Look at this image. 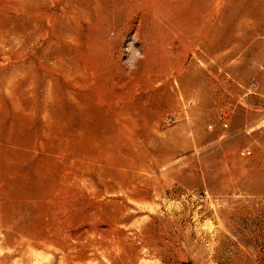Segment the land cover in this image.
I'll list each match as a JSON object with an SVG mask.
<instances>
[{
	"label": "rangeland",
	"instance_id": "obj_1",
	"mask_svg": "<svg viewBox=\"0 0 264 264\" xmlns=\"http://www.w3.org/2000/svg\"><path fill=\"white\" fill-rule=\"evenodd\" d=\"M0 31V165L106 172L86 211L0 184V264H264V0H0Z\"/></svg>",
	"mask_w": 264,
	"mask_h": 264
},
{
	"label": "bare ground",
	"instance_id": "obj_2",
	"mask_svg": "<svg viewBox=\"0 0 264 264\" xmlns=\"http://www.w3.org/2000/svg\"><path fill=\"white\" fill-rule=\"evenodd\" d=\"M111 1V0H110ZM117 1V0H116ZM119 1V0H118ZM225 1H227V0H225ZM20 2H24V1H20ZM26 2V1H25ZM28 2V1H27ZM26 2V3H27ZM30 2V1H29ZM124 2V1H123ZM82 4H83V2H82ZM178 4V3H177ZM242 4V3H241ZM245 4V3H244ZM243 4V5H244ZM88 5V4H87ZM117 5V4H116ZM174 6V5H173ZM186 6V5H185ZM246 5H244V7H245ZM17 7V6H16ZM117 7V6H116ZM119 7V6H118ZM176 7V6H175ZM175 9V8H174ZM245 9V8H244ZM181 10H183V9H181ZM180 10V11H181ZM177 11V10H176ZM215 11V10H214ZM245 11V10H244ZM48 12V11H47ZM210 13V12H209ZM213 13V12H212ZM43 15H44V13H43ZM203 16V15H202ZM214 16V15H213ZM79 18V17H78ZM203 18V17H202ZM49 19V18H48ZM211 22H213V18H212V20H211ZM211 22H209V23H211ZM48 23V22H47ZM183 23V22H182ZM214 23V22H213ZM49 24V23H48ZM185 25V24H184ZM51 26V25H50ZM199 26V25H198ZM212 26V25H211ZM54 27V26H53ZM207 27V26H206ZM42 28V27H41ZM52 28V27H51ZM56 28V27H55ZM203 28H204V26H203ZM202 28V29H203ZM214 28H215V26H214ZM214 28H212V30L214 29ZM2 29V28H1ZM43 29V28H42ZM41 29V30H42ZM71 29V28H70ZM200 29V28H199ZM205 29V28H204ZM61 30V29H60ZM7 31H8V29H7ZM49 31V30H48ZM202 31V30H201ZM211 31V30H210ZM210 31H207V33L208 32H210ZM52 32V31H51ZM50 32V33H51ZM55 32H56V30H55ZM196 32V31H195ZM212 32V31H211ZM0 33H1V31H0ZM64 33V32H63ZM68 33V32H67ZM196 33H198V32H196ZM206 34V33H205ZM48 35H49V33H48ZM69 35V34H68ZM196 35V34H195ZM201 35H203V34H201ZM208 35V34H207ZM211 35H212V33H211ZM53 36H54V34H53ZM55 36H56V34H55ZM200 36V35H199ZM209 36V35H208ZM213 36V35H212ZM215 36V35H214ZM205 37V36H204ZM52 38V37H51ZM207 38V37H206ZM206 38H203V39H205L204 41H206ZM209 38H210V36H209ZM208 38V39H209ZM53 39H55V38H53ZM25 40V39H24ZM48 41H49V39H48ZM57 41V40H56ZM199 41H201V38H200V40ZM105 42V41H104ZM198 42V41H197ZM202 42V41H201ZM211 42V41H210ZM210 42H209V45H210ZM59 43L60 42H58V46H59ZM86 43H87V41H86ZM200 43V42H199ZM215 43V42H214ZM49 44V43H48ZM54 44V43H53ZM207 44V43H206ZM206 44H204V46L206 45ZM60 45H61V43H60ZM199 45V44H198ZM201 45H203V44H201ZM213 45V44H212ZM211 45V46H212ZM210 46V47H211ZM61 47V46H60ZM64 47V49L65 48H67V47H65V46H63ZM206 47V46H205ZM209 47V48H210ZM207 48V47H206ZM206 48H204V49H206ZM52 49V48H51ZM60 49V48H59ZM62 49V48H61ZM84 49V48H83ZM48 50H49V48H48ZM75 50V49H74ZM86 50V49H85ZM84 50V51H85ZM212 50V49H211ZM53 51V50H52ZM61 51V50H60ZM64 51H66V50H64ZM67 51H68V49H67ZM71 50H69V52H70ZM79 51V50H78ZM208 51V50H207ZM206 51V52H207ZM56 52H57V49H56ZM72 52H74V51H72ZM55 55H56V53L55 52H53ZM76 53V52H75ZM75 53H73V54H71V52H70V54L71 55H73V57H76V56H74V55H76ZM209 53H211V52H209ZM54 54H53V56H54ZM63 54H66V53H63ZM67 54L69 55V53L67 52ZM62 55V53L59 55V56H61ZM56 56H58V55H56ZM64 56V55H63ZM6 57V56H5ZM55 57V56H54ZM72 57V58H73ZM159 57V56H158ZM62 58V57H61ZM60 58V59H61ZM152 58V57H151ZM9 59V58H8ZM59 59V58H58ZM64 59H65V57H64ZM68 59H70V58H68ZM74 59V58H73ZM72 59V60H73ZM19 60V59H18ZM62 60V59H61ZM9 61V60H8ZM74 61H76V58H75V60ZM59 62V61H58ZM63 62H66V61H64L63 60ZM69 63V62H68ZM5 64V63H4ZM17 65L19 64V63H16ZM60 64V63H59ZM20 65V64H19ZM22 65V64H21ZM37 65V64H36ZM23 66V65H22ZM38 66V65H37ZM44 66V65H43ZM75 66V65H74ZM76 66H77V64H76ZM24 67V66H23ZM46 67V66H45ZM25 68V67H24ZM47 68V67H46ZM43 69H44V67H43ZM20 70H22V69H20ZM34 70V69H33ZM47 70V69H46ZM4 71V70H3ZM3 71L1 70V72L3 73ZM49 71V70H48ZM63 71V70H62ZM5 72V71H4ZM20 72V71H19ZM18 72V73H19ZM21 72H23V73H26V72H24V71H21ZM32 72V71H31ZM36 73H37V71H35ZM39 72V71H38ZM28 73H30V72H28ZM40 73V72H39ZM39 73L37 74V76L39 75ZM48 73V72H47ZM20 74V73H19ZM35 74V73H34ZM49 74V73H48ZM53 74V73H52ZM51 74V75H52ZM57 74V73H56ZM24 75V74H23ZM22 76V75H21ZM19 77H20V75H19ZM26 76H24V78H25ZM1 78H2V76H1ZM7 78H9L8 76H7ZM6 78V79H7ZM12 80V79H11ZM38 80H39V77H38ZM10 81V80H9ZM1 82H2V80H1ZM12 82V81H11ZM7 85V84H6ZM10 85V84H9ZM12 85V84H11ZM3 87V86H2ZM8 88H10V87H8ZM14 88V87H13ZM5 89V88H4ZM2 92V91H1ZM1 96V95H0ZM1 97H3V96H1ZM18 98V97H17ZM2 99H4V97L2 98ZM5 100V99H4ZM18 100V99H17ZM3 106V105H2ZM34 109V108H33ZM38 110V109H37ZM36 113H38V112H36ZM7 125V124H6ZM9 125H11V124H9ZM9 125L7 126V128L8 129H10L9 128ZM12 125H13V123H12ZM19 126V125H18ZM18 126H17V128H18ZM6 127V126H5ZM7 128H6V130H7ZM8 131V130H7ZM5 134V133H4ZM8 134V133H7ZM9 134H10V132H9ZM6 135V134H5ZM3 137H4V135H3ZM9 138V137H8ZM3 140V139H2ZM14 140H16V138L14 139ZM10 143L11 142H9L8 144L10 145ZM22 143V142H21ZM14 144V143H13ZM7 145V144H6ZM5 145V146H6ZM5 149H6V147H5ZM1 153H3V160H4V164L3 165H0V184H1V186H4V185H6V186H8L9 188L11 187V185H14V184H16V183H20V182H24V183H26V182H28V183H30V184H32V185H34V186H36L37 188H35V189H31L30 190V187L28 188V192H26V193H24L23 192V190H22V192H18V197L20 196L21 198L22 197H42V196H45V197H48L50 194H54V195H60L61 194V192L63 193H65V192H68V191H70V193H71V196L76 200V209L77 210H79V211H86L87 210V207H88V201H90V198L89 197H86V191H87V189L89 188V187H91L90 189H92V192H93V197L94 198H98V194L100 193V191H99V193H98V190H97V186L95 185L98 181L97 180H95V178H94V176L96 175V177H99V178H96V179H101V178H103L104 176H106V172L104 171V169L102 170V166H100L99 168H101L98 172L96 171V169H94L93 170V168L92 167H90V165H86V164H78L79 166H77V168L74 170V171H72V170H67V168H59V167H51V166H41V164L40 165H38V167H35V168H33V171H30V170H20V169H18V168H15V167H17V165L15 166V164H16V161H15V164H14V166H13V164L11 163L13 160V157L15 156V154H16V152L15 151H12V152H9V151H3V152H1ZM14 155V156H13ZM16 157V156H15ZM22 157H23V155H22ZM16 158H19L18 156L16 157ZM37 159V158H36ZM39 159V158H38ZM43 159V158H42ZM10 160H12V161H10ZM30 160H32V159H30ZM34 161H36V160H34ZM14 162V161H13ZM84 163V162H83ZM33 164V163H32ZM46 164V163H45ZM22 165V164H21ZM25 165V164H24ZM37 165V164H36ZM43 165V164H42ZM19 166V165H18ZM31 166V165H30ZM33 166V165H32ZM132 170V169H131ZM96 172V173H95ZM102 175H104L103 177H101ZM23 183V184H24ZM17 184V185H18ZM81 185L83 186L84 185V187L85 186H87L86 188H83V187H81ZM21 186V185H20ZM59 187V188H57V187ZM7 188V187H6ZM8 188V189H9ZM18 188V187H17ZM13 188H11V189H9V190H5V189H1L0 190V192H2V194L3 193H7V195L9 194L8 192L10 191V190H12ZM15 189V188H14ZM15 191V190H14ZM18 191H20V190H18ZM102 193V192H101ZM68 194V193H67ZM66 195V194H65ZM101 195V194H100ZM61 196V195H60ZM63 197V196H62ZM56 199V198H55ZM96 199H94V200H96ZM64 201H65V199H63ZM99 200V199H98ZM44 202V201H43ZM46 202V201H45ZM48 202V201H47ZM91 202V201H90ZM95 202V201H94ZM97 202H99V201H97ZM41 203V202H40ZM51 202H49V204H50ZM48 204V203H47ZM49 204H48V206H49ZM90 204V203H89ZM97 204V203H96ZM45 205V204H44ZM54 205H55V203H54ZM58 205V204H57ZM52 206V205H51ZM43 207V206H42ZM54 207V206H53ZM97 209V208H96ZM38 210H40V207L38 208ZM50 210V209H49ZM55 210V209H54ZM48 211V210H47ZM52 211V210H51ZM42 212H44V211H42ZM94 212V211H93ZM43 214H45V213H43ZM101 215V214H100ZM66 218V217H65ZM67 221V220H66ZM79 221V220H78ZM85 221V220H84ZM88 224V223H87ZM91 224V223H90ZM69 225V224H68ZM80 225V224H79ZM86 225V224H85ZM89 228H90V226H88ZM94 229V228H93Z\"/></svg>",
	"mask_w": 264,
	"mask_h": 264
}]
</instances>
